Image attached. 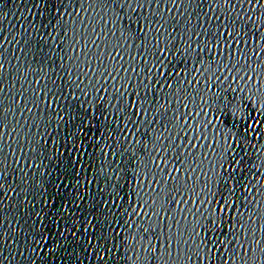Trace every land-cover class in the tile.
I'll return each instance as SVG.
<instances>
[{"label": "snow or ice", "instance_id": "6c2138e0", "mask_svg": "<svg viewBox=\"0 0 264 264\" xmlns=\"http://www.w3.org/2000/svg\"><path fill=\"white\" fill-rule=\"evenodd\" d=\"M0 264H264V0H0Z\"/></svg>", "mask_w": 264, "mask_h": 264}, {"label": "water", "instance_id": "95a60500", "mask_svg": "<svg viewBox=\"0 0 264 264\" xmlns=\"http://www.w3.org/2000/svg\"><path fill=\"white\" fill-rule=\"evenodd\" d=\"M240 115H247V113H244V112H242V113H237V121H239V117H240ZM247 123H248V124H251V120H247Z\"/></svg>", "mask_w": 264, "mask_h": 264}]
</instances>
